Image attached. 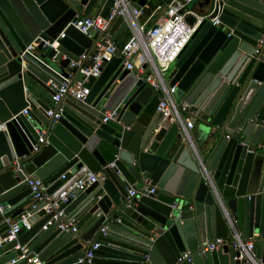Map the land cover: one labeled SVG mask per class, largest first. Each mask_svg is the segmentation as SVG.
<instances>
[{
	"label": "water",
	"instance_id": "95a60500",
	"mask_svg": "<svg viewBox=\"0 0 264 264\" xmlns=\"http://www.w3.org/2000/svg\"><path fill=\"white\" fill-rule=\"evenodd\" d=\"M131 1L139 10L148 0ZM113 2L0 0V239L7 235L6 216L19 207L15 219L35 203L27 176L43 182L53 199L88 172L104 176L74 190L59 208L74 219L77 233L46 226L54 212L39 204L30 230L21 228L16 241L0 247V264L21 254L17 244L39 264H77L89 243L99 244L90 264H175L215 238L226 244L185 264H264V52L257 49L264 0H225L221 26L205 22L168 70L167 85L215 129L199 149L156 110L157 94L118 55L89 78L83 101L66 98L55 109L62 110L59 119L46 118L50 106L36 89L52 96L53 71L66 76L70 60L106 42L105 33L85 36L68 24L90 16L96 4L93 17L104 18ZM127 29V19L117 17L107 30L110 40ZM61 33L57 49L42 52V42L36 48L42 62L23 55L34 39L52 43ZM41 125L46 143L35 152ZM131 189L137 196L129 197ZM103 224L106 234L96 236ZM232 234L254 241V262L239 259L228 245Z\"/></svg>",
	"mask_w": 264,
	"mask_h": 264
},
{
	"label": "built area",
	"instance_id": "2783aa9c",
	"mask_svg": "<svg viewBox=\"0 0 264 264\" xmlns=\"http://www.w3.org/2000/svg\"><path fill=\"white\" fill-rule=\"evenodd\" d=\"M194 0H172L166 6L164 12L158 17L156 22L147 30L144 27H138L135 22L142 15V11L148 8L150 0L146 2L139 10L131 6V0H114L113 6L106 17H91L76 15L68 26H72L79 33L85 36H92L93 34L105 33V45L98 43L94 50L91 52H84L77 56L76 59L70 60L66 72L67 75L63 76L60 73L53 71L58 79L48 80L47 85L53 91L51 96L52 106L45 112L48 120L56 122L62 110H57V105L66 98H72L77 101H83L90 93V89L85 86L89 78H98L101 74V67L112 61L115 55L121 59L124 69L129 72L135 73L139 79L143 81L146 86H149L153 92L158 96L157 111L161 112L163 118H169L171 124H177L183 130L185 138H188V131L193 128L195 119L197 118L194 111H191L193 106L178 102L175 99L176 89L169 87L165 80V74L169 68L176 62L178 57L185 50L187 45L191 42L195 33L205 23L210 22L213 26L219 27L221 23L219 16L223 12L225 0H212L211 6L208 11L203 15H198L191 9L189 5ZM193 17L194 22L188 24L187 17ZM117 17L127 19L128 29L130 28L131 36L122 45L118 46L115 42L110 40L107 32L109 26L115 21ZM263 34L258 41L257 49L264 52V26L262 28ZM64 33H61L52 43L48 41H37L34 39L24 50L23 55L27 54L36 60L41 59L35 55L36 48L43 43L42 52H48L51 49H57L59 38H63ZM58 52L52 57V62L57 63ZM63 58H65L63 56ZM21 114L29 117L27 109L21 111ZM116 116V113H106L103 121L108 118ZM4 126L1 127L3 129ZM45 127L41 125L38 131V141L33 146V151H38L40 145L46 143ZM228 138V137H227ZM104 176L102 174L86 173L80 177L76 182L70 185L67 189L62 191L56 199L47 193L43 182L40 180H33L31 176L26 177V181L33 194L34 204L24 211L15 219L10 217L5 218V223L8 225L7 235L0 239V247L3 244L12 243L17 240V234L21 228L30 230L31 218L33 217L37 206L44 204L41 208L47 214L54 212L53 216L47 221L46 226H51L54 223L58 224V228L62 231H70L77 233L74 227V219L66 216L63 210H59L62 204H65L68 198L72 197L74 190L84 191L92 184L102 181ZM143 191L148 190V185H143ZM139 190L131 189L128 192L130 198L137 196ZM153 192V189L150 190ZM176 203L172 205L175 209ZM3 210L0 207V213ZM45 226V227H46ZM44 227V228H45ZM108 226L103 224L96 233L97 235L104 236ZM226 242L221 238H215L210 241H205L197 247L195 251H186L180 255L175 264H185L192 261L195 255H201L208 252L216 251L219 247L225 245ZM228 245L235 251L240 253L239 259H247L254 262V255L251 252L254 250L253 240L242 241L238 235L234 234ZM98 243H89L82 258L77 261V264H90L93 259L94 251L97 250ZM14 250L21 251V254L16 259L11 260L8 264H15L17 261H22V264H39L37 256L27 254L26 247H20L17 244ZM258 263L260 259H255Z\"/></svg>",
	"mask_w": 264,
	"mask_h": 264
},
{
	"label": "crops",
	"instance_id": "0c3cea01",
	"mask_svg": "<svg viewBox=\"0 0 264 264\" xmlns=\"http://www.w3.org/2000/svg\"><path fill=\"white\" fill-rule=\"evenodd\" d=\"M151 1H154L156 3V5L158 6L157 9L152 13H149L150 7H148L147 9H144L142 11L143 12L142 15L135 22V24L138 27L143 26L144 30L149 29L156 22L158 17L161 16V14L164 12V10L167 6L166 4L161 2L160 0H151ZM211 2H212V0H194L192 2V4H194V8L191 10L194 11L198 15H203L210 8ZM98 5L99 4H96L94 9L92 10V12L90 14L91 17L94 16V13L96 12V10L98 8ZM79 15H81V14H79ZM130 36H131V31L129 28V29L121 32L120 34H118V36L116 37V39L113 42H115L118 46H122L130 38ZM36 93H37L39 99H41L44 103H47L50 107L52 106L51 96L49 94H47L42 89H36ZM175 99H177L178 102H181V96H178L177 94H175ZM207 127H208V125L199 121V119H197V118L195 119L193 128L188 131V138H187V140L191 143V145L194 148L199 149L201 147V145L203 144L208 132H213L215 130L214 128H207ZM179 134L181 135V137L185 138V134H184L183 130L180 128H179ZM32 201H33V199H31L30 202H32ZM18 208L11 211L6 217L11 218L12 213H14ZM232 237H233V234H232Z\"/></svg>",
	"mask_w": 264,
	"mask_h": 264
},
{
	"label": "rangeland",
	"instance_id": "374dc122",
	"mask_svg": "<svg viewBox=\"0 0 264 264\" xmlns=\"http://www.w3.org/2000/svg\"><path fill=\"white\" fill-rule=\"evenodd\" d=\"M148 7H150L149 13H152V12H154V11L157 9L158 6L156 5V3H155L154 1H150ZM188 8H189V9H193V8H194V4L189 5ZM168 75H169V72H167V73L165 74V80L167 79ZM176 100H177V99H176ZM177 101H178V100H177ZM49 104H50V103H49Z\"/></svg>",
	"mask_w": 264,
	"mask_h": 264
}]
</instances>
